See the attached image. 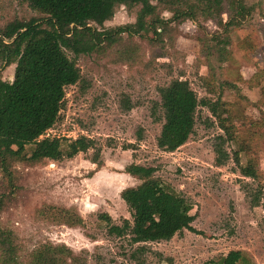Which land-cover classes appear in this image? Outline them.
I'll return each instance as SVG.
<instances>
[{
    "label": "rangeland",
    "instance_id": "1",
    "mask_svg": "<svg viewBox=\"0 0 264 264\" xmlns=\"http://www.w3.org/2000/svg\"><path fill=\"white\" fill-rule=\"evenodd\" d=\"M136 12L120 6L104 27L134 23ZM163 15L171 17L168 11ZM45 18L27 2L0 0V28L15 19L41 22ZM206 25L212 32L217 30L213 21ZM196 30L194 23L185 22L179 35L167 29L160 44L124 34L111 43L94 45L90 53L78 58L80 80L66 88L60 119L44 137L85 136L94 141V147L73 159L15 165L17 193L6 204L0 222L3 229L14 232L23 264L31 253L49 244L68 246L80 264H215L236 250L243 252L248 263L264 264V146L259 148L261 179L243 177L234 153L241 149V163H246L244 154L250 151V142L237 146L226 141L220 145L218 136L224 132L203 106L198 109L194 132L183 146L173 152L157 146L163 124L156 107L161 88L180 78L188 80L199 98L214 100L220 93L219 89L209 93L201 79L208 69L199 43L192 39ZM248 33L252 34L251 30L232 34L233 59L226 64L225 78L236 83L246 96L257 98L259 93L252 94L248 84L238 79L249 78L255 71L254 55L241 43ZM251 36L258 48V70L264 68V40ZM68 55L73 57L70 52ZM15 67L3 71L4 80H13ZM223 97L237 102L235 111L260 118L257 108L232 91L226 90ZM261 105L264 108V101ZM218 146L230 156L221 166L215 161ZM34 147L28 145L26 154ZM97 153L101 166L93 162ZM132 163L155 168L156 178L185 198L190 219L189 227L171 240L143 245L137 259L131 255L141 245L132 244L129 235L116 237L109 231L112 225L132 221L120 197L124 188L140 184L125 172ZM253 198H260L259 205L253 206ZM49 207L58 208L62 219L73 218L63 210L80 215L82 226L69 227L56 216H48L44 212ZM104 215L111 221L103 220Z\"/></svg>",
    "mask_w": 264,
    "mask_h": 264
},
{
    "label": "trees",
    "instance_id": "2",
    "mask_svg": "<svg viewBox=\"0 0 264 264\" xmlns=\"http://www.w3.org/2000/svg\"><path fill=\"white\" fill-rule=\"evenodd\" d=\"M46 15L39 22L15 19L0 28V216L6 204L17 193L15 179L17 163L35 166L46 160L73 159L94 147V141L81 136L77 139L44 137L60 119L65 101V90L80 80L78 58L90 53L94 45L111 43L124 34L148 38L159 44L167 29L180 33V26L192 22L197 30L192 39L200 45V56L208 74L202 81L209 93L220 90L216 99L199 98L188 80L176 78L167 87L159 90L162 130L157 146L165 152H173L183 146L196 125L199 107H206L217 120L224 134L218 136L220 145L233 142H250L246 163H241V149L234 159L243 177L261 179L259 148L264 146V110L261 101L255 103L242 93V89L225 78L226 64L233 59L232 34L245 29L255 35L257 24L264 16L258 0H20ZM125 6L129 11L137 9L136 21L124 26L105 28L113 19L116 10ZM164 11L171 14L165 18ZM226 16V18H225ZM213 21L217 30L212 32L207 22ZM174 25V27L172 26ZM175 26L177 28H175ZM251 33L241 40L243 49L257 54ZM155 36V37H153ZM255 37V36H254ZM157 41V42H156ZM254 43V44H253ZM68 52L73 54L69 57ZM15 65L13 80H4L3 71ZM264 77L261 69L252 81L238 78L249 86ZM226 90L259 110L260 118L254 119L244 111H235L237 102L223 97ZM264 93V87H263ZM262 95L264 96V94ZM245 137H240V136ZM43 137V138H42ZM34 145L28 155L26 147ZM216 165L221 166L230 158L218 146L215 148ZM93 162L101 166L99 153ZM125 172L140 181L136 186L124 188L121 199L131 213V220L122 225H112L110 233L116 237L130 236L132 244H139L131 257L144 250L145 244L169 241L183 229L190 219L187 201L181 194L156 178V170L136 163ZM260 198H253V206ZM58 208L49 207L45 214L54 215L69 227H80V215L68 214L72 220L62 219ZM102 219L111 221L109 216ZM0 264H23L22 250L13 231L3 229L0 222ZM27 264H80L68 246L43 245L31 253ZM204 264H213L208 261ZM215 264H250L241 251H230Z\"/></svg>",
    "mask_w": 264,
    "mask_h": 264
},
{
    "label": "crops",
    "instance_id": "3",
    "mask_svg": "<svg viewBox=\"0 0 264 264\" xmlns=\"http://www.w3.org/2000/svg\"><path fill=\"white\" fill-rule=\"evenodd\" d=\"M258 1H259L258 3L261 4L262 14H264V0H258ZM256 18L257 19H260L262 21L259 24H257V27H256L257 28V32L255 33L254 36H255L256 39H260L261 38L262 40H264V16L261 17V16L256 15ZM254 43H255V47H256L255 50L257 51L258 50L257 44H256V42H254ZM252 64H253V67H254L255 71L253 72V74L249 78H244L243 77V79L245 81H249V80L252 81V78L261 69H264V68H259L257 70V66H259V63L257 64V54L254 55V60H253ZM263 87H264V77H261L259 80L255 81L252 86H249L248 85V89H249L250 92H252V94L254 93V91H257L259 93V97L257 96V98H251L249 96V98H250L251 101H253L255 103H258V102H260L262 100L261 103L263 104V101H264V96L262 95V93H263ZM244 93H245V91H244ZM245 95H246V93H245ZM262 109L264 110V108H262Z\"/></svg>",
    "mask_w": 264,
    "mask_h": 264
}]
</instances>
